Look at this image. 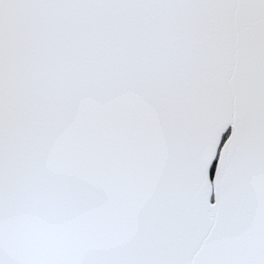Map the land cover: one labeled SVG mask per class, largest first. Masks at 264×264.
Returning <instances> with one entry per match:
<instances>
[{"label":"snow or ice","instance_id":"obj_1","mask_svg":"<svg viewBox=\"0 0 264 264\" xmlns=\"http://www.w3.org/2000/svg\"><path fill=\"white\" fill-rule=\"evenodd\" d=\"M0 264H264V0H0Z\"/></svg>","mask_w":264,"mask_h":264}]
</instances>
